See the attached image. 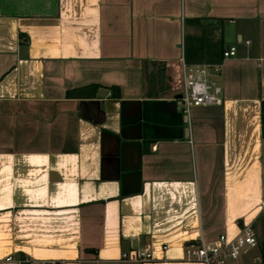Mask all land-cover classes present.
Here are the masks:
<instances>
[{"label":"crops","instance_id":"crops-1","mask_svg":"<svg viewBox=\"0 0 264 264\" xmlns=\"http://www.w3.org/2000/svg\"><path fill=\"white\" fill-rule=\"evenodd\" d=\"M191 38L236 53L186 117ZM263 204L264 0H0V264H202L189 242L244 223L227 264H264Z\"/></svg>","mask_w":264,"mask_h":264},{"label":"built area","instance_id":"built-area-1","mask_svg":"<svg viewBox=\"0 0 264 264\" xmlns=\"http://www.w3.org/2000/svg\"><path fill=\"white\" fill-rule=\"evenodd\" d=\"M235 53L236 47L229 46L222 50V59L234 56ZM220 62L187 64L181 60V84L178 96L174 97V102L184 116L188 117L189 109L194 106L221 104L220 87L210 78L212 70H216ZM262 209L264 211V204ZM256 244V232L253 226L250 223H244L239 227L238 233L232 237L227 234H219L215 239L206 241L198 234L193 242L186 245L185 254L187 260L202 264H227L230 260L236 259L245 248ZM150 257L149 244H144L139 249L123 252L120 255V259L126 261H147ZM5 259H10V257ZM25 261L27 264H62L57 260L27 258Z\"/></svg>","mask_w":264,"mask_h":264},{"label":"trees","instance_id":"trees-1","mask_svg":"<svg viewBox=\"0 0 264 264\" xmlns=\"http://www.w3.org/2000/svg\"><path fill=\"white\" fill-rule=\"evenodd\" d=\"M195 39L191 38L190 42L188 41V45H185L183 52V61L187 64L196 63V62H211L217 63L222 59V46L221 40H218L217 43H214L209 50L201 49L199 45L195 44L193 41ZM193 42V43H191ZM260 248V257L261 261L264 263V241L259 244ZM28 257L24 255H20L17 257V264H27L25 261Z\"/></svg>","mask_w":264,"mask_h":264},{"label":"water","instance_id":"water-1","mask_svg":"<svg viewBox=\"0 0 264 264\" xmlns=\"http://www.w3.org/2000/svg\"><path fill=\"white\" fill-rule=\"evenodd\" d=\"M176 96H178V94Z\"/></svg>","mask_w":264,"mask_h":264}]
</instances>
